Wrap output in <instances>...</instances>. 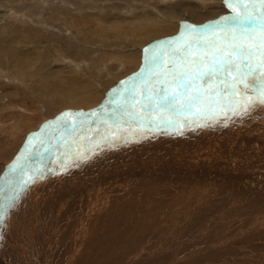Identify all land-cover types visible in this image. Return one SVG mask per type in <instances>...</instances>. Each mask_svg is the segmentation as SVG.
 <instances>
[{
    "label": "rangeland",
    "instance_id": "1",
    "mask_svg": "<svg viewBox=\"0 0 264 264\" xmlns=\"http://www.w3.org/2000/svg\"><path fill=\"white\" fill-rule=\"evenodd\" d=\"M192 5L195 6L194 9L208 12L210 11L209 6L217 7L223 5V2L222 0H0V125L3 126L2 128L0 127V171L3 169V166L8 165L13 157H15L20 147L24 144L29 132L37 130V127L41 124L54 119L57 113L65 112L69 108H74L73 110L87 109L96 102V97L99 95L98 100L100 101L106 94L108 97L110 96L109 101L114 100L117 103L122 101L124 89L127 85L124 84L118 90H112L111 92H109V88L114 83L116 84L123 79L124 75L135 73L138 69L132 70V73L127 71L128 73L125 74L124 70H128L131 67V63H127L124 66L123 60L128 58L135 59L140 56L139 58L142 61L141 67L138 70L140 71L144 64L143 50L146 47L152 46L155 41H163V38L177 36L186 24H194L189 17L188 10L184 9ZM170 11L173 12L174 17L169 18L172 19L170 20L172 23L168 21L167 24L172 25V27L160 34L158 33L155 37L153 33L157 31L156 28L162 29L165 27L163 20ZM190 11L192 10L190 9ZM222 15L225 14H219L218 16ZM143 16L155 19L145 21L136 29V31L139 30L138 32L142 33L140 38L138 35V40L142 39L145 42L151 36L155 38L149 39L147 43L145 42L142 45L134 39L136 38L133 36L135 31L133 32L134 29L131 23L144 20ZM218 16L215 17L216 19L206 20L201 25L217 20ZM96 60L98 61L96 62ZM19 68H22L21 73ZM121 75L123 76L119 77ZM110 76L112 80L114 79L112 85L110 83ZM116 77H119L118 80ZM44 87H53L62 94L72 92L76 98L73 101L64 99L59 92L54 96L48 95V91L45 94ZM65 87L69 89L66 90ZM91 90H93L92 94ZM48 106H51V111L47 110ZM23 107H26V109L23 110ZM23 113L24 115H21ZM106 113V111L103 112V115L100 113L102 115L101 120H94L95 122L86 120L82 121V124L78 123L76 126L68 124L58 131L53 129L51 132L43 133L44 135H41V133L42 137L35 140L30 147L32 149L30 153L31 158L29 157L26 160L27 162L21 164L23 166L18 168L17 174L14 177L13 172H8L6 182L0 193V199L3 200H0V206L3 207H0L2 209L0 211L5 213L4 221L0 220V264H3L1 260H4L6 251L12 247L11 244L16 245L22 240L18 228L21 226L19 224L22 221L23 214H25L24 208L26 203H28V199H31V214L36 213L32 215L33 220L36 219L34 221L38 222L45 232L48 231L49 235H43L47 238L45 241L40 240V243L47 242L41 248L42 253H44L42 258H36L35 255L39 254L40 251L37 250V246L39 245L34 244L35 247L31 246L29 248L31 252L18 255L15 258L14 261H18L15 264L21 263L22 260V264H29V261L31 264H44L43 262L47 264L51 261L52 257L56 258L55 260L53 259L56 261L54 264L61 263L62 260L60 261L59 259L62 257H57V253L64 251L68 247L66 242L68 237H72L66 218L69 211L68 206L72 205V200L68 201L69 203L64 202L62 205L51 203L46 205L51 199L59 195L57 184H54L55 179H53L55 177L60 178L57 174L62 172L71 174L79 166L83 167L87 165L86 169L98 166L92 163H95L98 159L100 162L110 159L123 151L124 153L131 151L132 148L128 149L127 147L131 143L138 145L141 149H150V147L151 149H155L164 145L170 146L171 144L168 140L173 141L175 139H182V137L191 138L190 141L193 146L197 143L192 140L198 141V138H202L201 141H198L200 144L197 145H199L202 154L209 157L207 162L217 163L219 155L230 156L224 161L227 163V169H223L221 166L224 163L218 162L217 166L214 163L211 166L205 165L207 166L205 168L207 171L200 166H196V168L199 167L200 169L198 172L193 171L195 173L192 178L187 176L180 177V175L175 178L171 175L167 176L169 179L163 177V180L161 179L163 181L162 192H159V194L153 192L154 198L158 196L159 199L161 198L166 202L165 204L160 199L162 208L158 210L154 207L156 201H152L151 197L147 200L142 199L145 197L143 192L139 190L142 183L136 184L134 187V184H130L118 195L108 193V198L113 202V205H125V202L128 200L126 195L129 190L131 195H133V201H144L140 203V207L137 209L139 211L141 209V211H149L146 215H142V219L140 218L141 221H143V218L145 221L146 217L150 221L149 230H146L148 231V235L157 228L159 221H162L160 222V226H166L165 232L162 230L157 234L152 233L151 238L149 237L150 240H146V242L148 241L146 243L148 250L151 252L148 250L145 253L142 252L143 257L141 255V258L132 264H264V236L262 237L258 234L259 232L261 234L264 233V119H262L264 118V105L252 108V115H249V117H243V114L236 115L237 118L241 116L239 119L236 118V120H240L241 122H239L241 124L238 127L239 129L237 127L234 128L233 124H224L222 119L218 120V117L216 120L210 119L212 124L216 122L213 128L205 126L208 119H200L198 123L195 122L197 125L194 127V119L192 118L182 121L181 125L177 127H158L160 130H157L156 126L152 127V125L141 129L139 125L128 123L127 125L124 124L123 128L127 130L130 128L129 130H131L133 127V133H127L126 130L125 133H120L119 138L111 143L109 142L112 139L111 136H109L108 140L99 138L104 135L105 125L103 122L107 121L111 125L113 121L120 119L121 113L118 107L112 108ZM20 116H23V119L26 116V119L23 120ZM9 127L12 128V132H8V134L6 132L2 133L4 128ZM182 130H185V133ZM67 131H71V134L67 133ZM225 131H227V135ZM172 133H178L179 135H172ZM123 136H127L128 138L126 137L125 139ZM4 139L8 140L9 145H7ZM143 139L144 141L142 142ZM220 139L222 142L227 140L228 145L220 142ZM36 142L40 145L36 144ZM187 142H189L188 139ZM153 143H157L156 147ZM34 152L35 154L37 152V157ZM92 156H94V160L96 159L95 161L90 159ZM235 156L240 161H237L239 163L237 166L241 167L233 171L231 162L233 163ZM244 164L248 166L243 168ZM43 165L45 168H42ZM36 167L37 169H35ZM40 167L41 169H39ZM33 168L35 171H33ZM55 168L60 173L55 174L57 172ZM208 168H211L210 171H208ZM204 171L206 172L202 175ZM31 172L33 173L31 174ZM18 174L21 176H18ZM230 174L232 177H230ZM17 176L18 178H16ZM29 176L32 179L27 184L20 185V181L28 179ZM43 177L46 179L44 180ZM137 180H140V177ZM243 180L247 183L241 182ZM226 181H229V184ZM65 186L69 187L68 185ZM26 187H28V190ZM19 188H22V191ZM149 201L155 202L151 204ZM138 202L135 203L137 204ZM109 203L104 204L106 206L98 212L99 215L105 211L113 210V207ZM78 204L77 202L76 205L78 206ZM145 205H148V207ZM58 207L59 209H57ZM41 208L45 211V215L42 218L40 217V213H37ZM169 208L170 210L168 211ZM163 210L167 211L163 212ZM15 213L18 214L17 218L12 219ZM199 214H203V216L201 215L202 220H198L201 219ZM51 221L52 223L54 222L53 226L50 225ZM251 222H254L258 229L250 227ZM59 223L63 226H60ZM139 224L140 222H137V224L134 222V233H127L129 237L133 236L134 238L136 235L135 230L138 231L140 229ZM146 231L144 230L145 233ZM61 232L65 233L64 236ZM143 234V231H141L139 236ZM14 236L17 237L15 240ZM244 236H249V239L251 238L250 241L247 238L243 240ZM61 238H65V241H60ZM50 240L51 242H48ZM46 244L48 245L47 249ZM53 250V255L48 257ZM127 250L126 246H121L120 252L121 254L123 252L128 253ZM44 251H47V253L45 254ZM173 258L176 259L173 261ZM49 263L53 264V261Z\"/></svg>",
    "mask_w": 264,
    "mask_h": 264
},
{
    "label": "bare ground",
    "instance_id": "2",
    "mask_svg": "<svg viewBox=\"0 0 264 264\" xmlns=\"http://www.w3.org/2000/svg\"><path fill=\"white\" fill-rule=\"evenodd\" d=\"M167 1V0H164ZM174 2V1H173ZM183 2V1H182ZM178 3V2H177ZM218 3V2H217ZM219 4V3H218ZM192 5L191 7H186L184 9L188 10L189 13V17L192 19V23L191 25H201L204 22H206V20L208 19H212L217 17L219 14H227L228 13V9L223 5L214 7V6H209L210 7V11L206 12L203 11L201 9H194L195 6ZM190 9L192 11H190ZM205 9V8H204ZM209 9V8H207ZM206 9V10H207ZM186 11V10H185ZM172 11L168 12L166 14V18L163 20L165 22V27L164 28H156L157 31H155L153 33V35H157L158 33L160 34L161 32L165 31V30H169L170 27H172V25H168L167 22L172 19L169 18H173V12ZM181 16V15H180ZM144 20L142 21H134L131 23L133 30V36H135L137 43L139 44H144L145 42L147 43V41L151 38H155L153 36H151V38H149L148 40H146L145 42L141 39L140 41L138 40V35L140 38V35L142 33H139L138 31H136V29L138 27H140L145 21L148 20H154L155 18H146V16H143ZM168 17V18H167ZM179 17V16H178ZM219 17V16H218ZM146 18V19H145ZM180 18V17H179ZM216 19V18H215ZM175 21V20H174ZM156 22V21H155ZM190 22V21H189ZM160 23V22H159ZM163 23V22H162ZM176 23V22H175ZM130 25V26H131ZM146 26V25H145ZM150 26H152V24H150ZM163 26V25H162ZM156 27V26H155ZM161 27V26H160ZM172 30V29H171ZM145 31V30H144ZM143 31V33H144ZM148 31V30H147ZM151 31V30H150ZM180 33V32H179ZM178 33V34H179ZM159 37V36H158ZM176 37V36H174ZM168 38V37H166ZM166 38H163V40H166ZM155 41L152 45L156 44ZM141 51V50H140ZM1 52V51H0ZM137 53V52H136ZM130 56V55H129ZM140 56H138V58L135 59H124L123 60V65L125 66L127 63L130 64L131 63V67L128 70H124V73L127 74L128 72L132 73V70L137 69V72L132 73L130 75H121L119 77H124L123 79H121L120 81H118L116 84L114 83L112 85V82L114 81V79L112 80L111 76H110V83H111V87L109 88V92H111L112 90H118L120 87H122L121 82L125 81L126 85L128 83H131V81L129 80V78H132L133 80H135V74L140 73V71H138L141 67L142 61L139 58ZM116 58V57H115ZM13 59V58H12ZM19 59V58H18ZM26 59V58H25ZM121 60V58H119ZM20 60V59H19ZM24 60V59H23ZM27 60V59H26ZM17 61V60H16ZM15 61V63H16ZM21 61V60H20ZM98 60H96L97 62ZM12 62V61H11ZM95 62V61H94ZM29 63V62H28ZM93 63V62H92ZM100 63V61H99ZM31 65V64H30ZM29 65V67H31ZM93 65V64H92ZM13 66V65H12ZM15 66V65H14ZM23 66V65H21ZM20 66V67H21ZM88 66V65H87ZM120 66V65H119ZM11 67V65H10ZM120 68V67H119ZM122 68V67H121ZM20 69V70H19ZM18 70L21 73L22 68H19ZM110 69V68H109ZM128 71V72H127ZM10 73V72H9ZM24 73V71H23ZM35 74V73H34ZM33 75V74H32ZM93 75V74H92ZM20 76V75H19ZM116 76V75H115ZM21 77V76H20ZM118 77V78H119ZM31 78V77H30ZM40 78V77H39ZM117 78V77H116ZM117 78V80H118ZM45 84V83H44ZM65 89H69L68 87H65ZM73 90V89H71ZM49 92L48 95H52L54 96L55 94H57L59 91H57L55 88L53 87H44V93L45 92ZM75 91V90H73ZM78 91V90H77ZM91 94L93 92V90L90 91ZM61 93V92H59ZM46 94V93H45ZM61 95L64 97V99L67 100H74L76 97L72 92H65V93H61ZM100 96V95H99ZM99 96L96 97V102L93 103L92 106H90V111L87 112V109H82L87 113H83V115L80 116H76L74 114L73 119H76L77 121H94V120H98L102 118L103 112H109L112 108H117L118 107V103L114 100L109 101V97L106 94L105 97L100 101ZM120 96V95H119ZM57 97V96H56ZM53 99V97H51ZM56 99V98H55ZM98 100V101H97ZM120 100V97H119ZM82 103V102H81ZM88 105V104H87ZM107 105H111V106H107ZM93 107V108H92ZM99 108V109H98ZM23 110L26 109V107L22 108ZM74 108H69L67 111L62 112V114L64 113H69L72 114L73 111H77V110H73ZM98 109V110H97ZM259 109V107H258ZM47 110L51 111V106H48ZM73 110V111H72ZM255 110V109H254ZM30 111V110H29ZM256 111V110H255ZM263 111V109H262ZM253 112V111H252ZM92 113H95V115H91ZM102 113V115L100 114ZM106 113V114H107ZM32 114V113H31ZM99 114V115H98ZM257 114V113H256ZM21 115H24L21 114ZM101 115V116H100ZM242 115V114H241ZM249 115L251 114V110L245 115L243 114V117H249ZM262 115V114H261ZM29 116V115H28ZM87 116H90L89 118H86ZM239 116V115H238ZM260 116V115H259ZM56 117V116H55ZM245 117V118H246ZM20 118L23 119V116ZM26 119V116L24 117ZM237 116L236 115H232L231 113H228L227 115L225 114H220L218 116V120L222 119L224 124H233L234 128H238L241 126V124H239L240 120H236ZM241 118V116L239 117ZM237 118V119H239ZM23 119V120H25ZM217 119V118H216ZM213 119V120H216ZM264 119V118H262ZM57 120V121H56ZM49 120L43 124H41L39 127H37V130L32 131L31 133L29 132V134L26 136L25 142L24 144L20 147L19 151L17 152V154L15 155V157H13L12 161L8 164L3 166V169L0 171V177H4L3 179H0V193H1V189L3 188L5 182H6V177L8 176V172L12 173L13 169L12 166L15 163L16 165H19V167L23 166L21 165L23 162H27L26 160L31 156L30 153L32 152V149H30L28 147L29 142H34L35 140H37V136H38V132L40 131L41 127L44 126V129L42 131V134H46V132H51L53 129H55L56 131L60 130L63 126H61L63 123L68 122V119L66 117H61L59 120ZM200 119H194V123L196 127V123H198ZM206 120V119H205ZM243 120V119H241ZM244 121V120H243ZM252 121V120H251ZM95 122V121H94ZM213 122V121H212ZM249 122V121H248ZM261 122V121H260ZM215 123L212 124L211 120L208 119L207 124L205 126H210V127H215ZM241 123V122H240ZM262 123V122H261ZM70 126H72V123H68ZM68 124H65V126H67ZM93 124V123H92ZM223 124V123H222ZM64 125V124H63ZM127 125V124H126ZM132 125V123H131ZM251 125V124H249ZM255 125V124H254ZM253 125V126H254ZM245 126V125H244ZM0 127L2 128L3 126L0 125ZM84 127V126H83ZM97 127V126H96ZM135 127V126H134ZM150 127V126H149ZM153 127V126H152ZM161 127V126H160ZM177 127V126H176ZM248 127V125H247ZM64 128V127H63ZM187 128V127H186ZM205 128V127H204ZM251 129V127H249ZM105 129V128H104ZM130 128H128L127 133H133L132 129H134L132 127L131 130H129ZM159 128L157 127V130ZM169 129V128H168ZM196 129V128H195ZM219 129V128H218ZM233 129V128H232ZM239 129V128H238ZM244 129V128H243ZM4 132H6V134H8V132H12V128H4L3 129ZM137 130V129H136ZM155 130V129H154ZM160 130V129H159ZM161 130H163L161 128ZM193 130V129H192ZM191 130V131H192ZM226 130V129H225ZM84 131V130H83ZM135 131V130H134ZM172 131V130H171ZM185 133V130H182ZM206 131V130H205ZM208 131V130H207ZM237 131V129H236ZM239 131V130H238ZM241 131V129H240ZM73 132V131H72ZM136 132V131H135ZM134 132V134H135ZM175 132V131H174ZM212 132V131H211ZM224 132V131H222ZM67 133L71 134V131H67ZM125 133V131H124ZM126 133V134H127ZM141 133V132H140ZM155 133V132H154ZM180 133V131H179ZM199 133V132H198ZM226 135H227V131H225ZM13 134V133H12ZM69 134V135H70ZM142 134V133H141ZM144 134V133H143ZM193 134V133H192ZM191 134V135H192ZM40 135V136H41ZM57 135V134H56ZM125 135V134H124ZM132 135V134H131ZM140 135V134H139ZM146 135V134H145ZM156 135H158L156 133ZM167 135V134H166ZM172 135H179L178 133H172ZM171 135V136H172ZM181 135V134H180ZM209 135V134H208ZM235 135V134H234ZM133 136V135H132ZM142 136V135H140ZM170 136V137H171ZM194 136V134H193ZM64 137V136H63ZM103 137V135H102ZM101 136L99 138H102ZM124 137V136H123ZM127 137V136H126ZM126 137H124L126 139ZM137 137V136H136ZM143 137V136H142ZM154 137V136H153ZM157 137V136H156ZM169 137V138H170ZM175 137V136H174ZM173 137V138H174ZM186 137V136H185ZM218 137V136H217ZM255 137V136H254ZM71 138V137H70ZM85 138V137H84ZM94 138V137H93ZM128 138V137H127ZM139 138V137H138ZM151 138V137H150ZM166 138V139H169ZM242 138V137H241ZM88 139V138H87ZM131 139V138H130ZM175 139V138H174ZM187 139L189 140V142H187ZM191 138L187 137V138H183L182 139H175L173 141H169L168 142L171 144L170 146H159L158 148L155 149H150L148 148H144V146L141 144V146H143V148L145 149H141L140 147H138V145H133V143L129 144L127 147L128 149L132 148L131 151L124 153V151L118 155H115L114 157L110 158V159H105L104 161H96L95 163L93 162L92 164L94 165H98V166H94V167H90L89 169H86V166L83 167H78L76 169L73 170V172L71 174L68 173H60V171H57L56 168L55 170L57 172H55V174H57L60 176V178H53L54 180V184H57V191L59 193V195H57L55 198L51 199L46 205L51 204H56V205H62L64 204V202H68L70 200H72V205L68 206L69 207V211L67 213V220L69 223L68 226H66V224H64L66 227H68V229H71V234L72 237H68L67 240V244L68 247L60 252L57 253V257L59 256L61 259H59L61 261L60 264H132L134 261L139 260L141 258L142 252L145 253L146 250H148V247L146 245V243H148V241L146 242L147 239H149V237L151 236L152 233L157 234L158 232L164 230H166V226H160V222L159 221V225L157 226V228L150 234L148 235V231L149 230L148 227L150 226V221L148 220V218L145 217V221L143 218V221L140 220V218L142 219V215H146L149 211L145 212V211H139L137 208L140 207V203L142 202H138V201H133V195H131L130 190L129 192H127L126 197L128 198L127 202H125V205H113V202L109 200L108 198V193H112V194H119L122 191L125 190V188L130 185V184H134V186H136V184H140L142 183L141 189L139 187V190H141L144 194L145 197H143V200H147L150 199L153 201L155 200L156 203L154 204V207L156 208V210H158L159 208H162V204L160 202V199L158 196H155L156 198H154L153 192H156V194L159 192H162V187L163 184L161 181V179L163 180V177L167 178V176H172L173 178H175L176 176L180 177H193V174L195 172L199 171V167L196 168V166H200L201 168H204V170H206L205 168L207 166H211L212 163L214 162H207L208 160V156H204V154H202V152L199 149V145L200 144L198 141H201L202 138H198L197 140H192V141H196V145L193 146L192 142L190 141ZM195 139V138H192ZM218 139V138H217ZM215 139V140H217ZM8 144V140L4 139ZM61 140V139H60ZM132 140V139H131ZM39 141V140H38ZM63 141V140H62ZM99 141V140H98ZM119 141V140H118ZM129 141V140H128ZM144 141V139L142 140V142ZM156 141V140H155ZM206 141V140H205ZM218 141V140H217ZM237 141V140H236ZM73 142V139H72ZM89 142V141H88ZM116 142V141H115ZM163 142V141H162ZM220 142H222V140L220 139ZM219 142V143H220ZM244 142V141H243ZM38 142H36L37 144ZM68 143V142H67ZM147 143V142H146ZM218 143V142H216ZM225 145H228V141H223L222 142ZM235 143V142H234ZM39 144V143H38ZM55 144V143H54ZM117 144V142H116ZM145 144V143H144ZM154 144V143H153ZM157 144V143H156ZM154 144V146L156 145ZM205 144V143H204ZM240 144V143H239ZM245 145V143H243ZM40 145V144H39ZM44 145V144H43ZM49 145V144H48ZM74 145V144H73ZM101 145V144H100ZM133 145V147H132ZM148 145L150 146V144L148 143ZM186 145V146H185ZM189 145V146H188ZM242 145V143H241ZM247 145V144H246ZM42 146V145H41ZM40 146V147H41ZM47 146V145H46ZM59 146V145H58ZM188 146V147H187ZM202 146V145H201ZM207 146V145H206ZM217 146V145H216ZM223 146V145H222ZM238 146V145H237ZM255 146V145H254ZM49 147V146H48ZM61 147V146H60ZM59 147V148H60ZM103 147V146H102ZM146 147V144H145ZM156 147V146H155ZM204 147V146H203ZM28 148L30 149V151H28ZM107 148V147H106ZM120 148V147H119ZM118 148V149H119ZM223 148V147H222ZM35 149H37L35 147ZM41 149V148H40ZM49 149V148H48ZM62 149V148H61ZM64 149V148H63ZM108 149V148H107ZM203 149V148H202ZM213 149V148H212ZM237 149V148H236ZM85 150V149H84ZM110 150V149H108ZM107 150V151H108ZM115 150V149H114ZM225 150V149H224ZM7 151V150H6ZM5 151V152H6ZM10 151V150H9ZM33 151H35L33 149ZM37 151V150H36ZM38 151H42V150H38ZM63 151V150H62ZM86 151V150H85ZM128 151V150H127ZM218 151V150H217ZM222 151V150H221ZM121 152V151H120ZM12 153V152H9ZM40 153V152H39ZM90 153V152H88ZM213 153V152H211ZM239 153V152H238ZM35 154V152H34ZM37 154V152H36ZM35 154V156H36ZM60 154V153H59ZM58 154V155H59ZM84 154V153H83ZM87 154V153H86ZM85 154V155H86ZM94 154V153H93ZM98 154V153H97ZM115 154V153H114ZM216 154V153H215ZM236 154V153H235ZM40 155V154H39ZM38 155V156H39ZM45 155V154H44ZM57 155V156H58ZM238 155V154H237ZM33 156V155H32ZM33 156V157H35ZM101 156V155H100ZM214 156V155H213ZM37 157V156H36ZM42 157V154H41ZM50 157V156H49ZM53 157V156H51ZM62 157V156H61ZM94 156H92L90 159L92 161H95ZM217 157V156H216ZM230 156L228 155H219V159L216 161L217 163H214L216 166L219 163H224L221 166L223 167V169H227V163H225L224 161L227 160V158H229ZM31 158V157H30ZM48 158V157H47ZM55 158V157H54ZM96 158V157H95ZM37 159V158H36ZM42 159V158H41ZM63 159V157H62ZM79 160V158H77ZM104 159V158H103ZM216 159V158H215ZM81 160V159H80ZM86 160V159H85ZM236 160V161H235ZM241 160V159H240ZM57 161V160H55ZM68 161V160H67ZM91 161V162H92ZM213 161V160H212ZM215 161V160H214ZM239 161V159L237 158V156L234 157L233 163L232 164V170L234 171L235 169L240 168L241 166H237L239 163L237 162ZM43 162V161H42ZM70 162V161H69ZM83 162V161H82ZM240 162V161H239ZM242 162V161H241ZM58 163V162H57ZM45 164V163H44ZM84 164V163H83ZM90 164V163H89ZM60 165V164H59ZM85 165V164H84ZM207 165V166H205ZM34 166V165H33ZM40 166V165H38ZM46 166V165H45ZM62 166V165H61ZM248 165L244 164L243 168L247 167ZM18 167V168H19ZM29 167V166H28ZM57 167V166H56ZM60 167V166H59ZM221 167V168H222ZM252 167V166H250ZM257 167V166H256ZM259 167V166H258ZM18 168L16 169L15 173L13 174V177L17 174ZM42 168H45L44 165ZM64 168V167H63ZM73 168V167H72ZM231 168V167H230ZM30 169V168H29ZM37 169V167L35 168ZM41 169V167L39 168ZM210 171L211 168H208ZM31 170V169H30ZM195 170V172L193 173V171ZM197 170V171H196ZM251 170V169H250ZM33 171L34 168H33ZM44 171V170H42ZM64 171V170H62ZM70 171V170H68ZM207 171V170H206ZM202 172V175H204V173L206 172ZM224 171V170H223ZM222 171V172H223ZM230 171V170H229ZM244 171V169H243ZM38 172V171H37ZM48 172V171H47ZM214 172V171H212ZM217 172V171H216ZM232 172V171H231ZM238 172V171H237ZM245 172V171H244ZM253 172V171H252ZM21 173V172H20ZM23 173V172H22ZM26 173V172H25ZM33 172H31L32 174ZM221 173V172H220ZM4 174V176H3ZM45 174V173H43ZM47 174V173H46ZM54 174V173H53ZM52 174V175H53ZM200 174V172H199ZM226 174V173H225ZM228 174V173H227ZM207 175V174H206ZM212 175V174H211ZM231 175V174H230ZM11 176V175H10ZM9 176V177H10ZM18 176H21L20 174H18ZM18 176L16 178H18ZM43 176V175H42ZM42 176H40L42 178ZM45 176V175H44ZM51 176V175H50ZM225 176V175H224ZM30 177V176H29ZM38 177V176H37ZM138 177H140V180H137ZM202 177V176H201ZM232 177V175L230 176ZM229 177V178H230ZM12 178V177H11ZM223 178V177H222ZM20 179V177H19ZM37 179V178H36ZM35 179V180H36ZM44 179V177H43ZM46 179V178H45ZM44 179V180H45ZM52 179V178H51ZM169 179V178H167ZM172 179V178H171ZM239 179V178H238ZM16 180V179H15ZM18 180V179H17ZM34 180V181H35ZM166 180V179H165ZM164 180V181H165ZM192 180V179H191ZM190 180V181H191ZM43 181V180H42ZM58 181V182H56ZM161 181V182H160ZM36 182V181H35ZM227 182V181H226ZM229 182V181H228ZM227 182V183H228ZM240 182V181H239ZM244 182L245 184L247 183L246 181H241ZM50 183V182H49ZM48 183V184H49ZM17 184V183H16ZM19 184V183H18ZM59 184V185H58ZM229 184V183H228ZM21 185V184H20ZM65 185H68L69 187H66ZM227 185V184H226ZM23 186V185H22ZM50 186V185H49ZM167 186V185H166ZM231 186V185H230ZM233 186V185H232ZM235 186V185H234ZM29 187V186H28ZM26 187V189L28 188ZM52 187V186H51ZM14 188V187H13ZM17 188V187H16ZM15 188V190H16ZM46 188V187H45ZM130 188V187H129ZM12 189V188H11ZM20 189V188H19ZM22 189V188H21ZM20 189V190H21ZM25 189V186H24ZM128 189V188H127ZM8 190V189H7ZM19 190V191H20ZM28 190V189H27ZM50 190V189H49ZM9 191V190H8ZM12 191V190H11ZM14 191V190H13ZM17 191V190H16ZM22 191V190H21ZM20 191V192H21ZM47 191V189H46ZM133 191V188H132ZM45 192V191H44ZM10 193V192H9ZM12 193V192H11ZM17 193V192H16ZM32 193V192H31ZM135 193V192H133ZM141 193V192H140ZM237 193V192H236ZM111 194V195H112ZM123 194V193H122ZM162 194V193H161ZM19 195V194H18ZM140 195V194H139ZM234 195V194H232ZM14 196V195H13ZM21 196V195H20ZM23 196V195H22ZM135 196V195H134ZM142 196V195H141ZM237 196V195H236ZM181 197V196H180ZM136 198V197H135ZM141 199V200H142ZM2 200V199H0ZM162 200V199H161ZM3 201V200H2ZM28 201V203H26ZM25 203V214H23L22 216V221L19 225H21L18 230L19 231V235L21 237V242L17 243L16 245H12V247H10V250L6 251V255L4 260H1L3 262V264H15L14 261L15 258L18 255L21 254H25V253H29L31 251H29L31 246H34V244H37L39 246H37V250L40 251L39 254H36V258H42L44 256V253H42L41 248L43 245H45V243L47 242H43L40 243L41 241H45L47 238L44 237L43 235H49L47 232H45V230L42 228V226L39 225L38 222H35L34 219L32 218V215L36 214H31V209H32V205H31V199H28ZM110 201V203H109ZM154 201V202H155ZM5 202V201H4ZM79 203L78 206L76 205V203ZM135 202H138L137 204ZM150 202V201H149ZM148 202V203H149ZM154 202H150L151 204ZM162 202H164L166 204L165 201L162 200ZM1 203V201H0ZM22 203V202H21ZM69 203V202H68ZM110 204L113 207L112 211H105L103 212L101 215L98 214V212L104 208V204ZM174 203V202H173ZM12 204V203H11ZM261 204V203H260ZM164 205V204H163ZM171 206V204H169ZM51 206V205H50ZM53 206V205H52ZM146 206V205H145ZM167 206V205H166ZM177 206V205H176ZM175 206V207H176ZM7 207V205H6ZM55 207V206H53ZM57 207V206H56ZM60 207V206H59ZM59 207L57 209H59ZM148 207V205L146 206ZM153 207V205H152ZM151 207V208H152ZM169 207V206H168ZM195 207V206H194ZM3 208V207H2ZM28 208V210H27ZM142 208V206H141ZM171 208V207H170ZM170 208L168 209V211L170 210ZM13 209V208H12ZM52 209V207H51ZM56 209V208H55ZM150 209V207H149ZM165 209V207H164ZM173 209V207H172ZM171 209V210H172ZM2 210V209H0ZM7 210V209H6ZM16 210V209H15ZM180 210V209H179ZM8 211V210H7ZM48 211V210H47ZM154 211V210H153ZM167 211V210H163ZM174 211V210H173ZM186 211V210H185ZM15 212V211H14ZM13 212V213H14ZM161 212V211H160ZM37 213H40V217H44L45 215V211L41 208L40 210L37 211ZM49 214V212H47ZM166 213V212H165ZM60 214V213H59ZM152 214V213H151ZM156 214V213H155ZM17 215L15 213L14 217L12 219L17 218ZM159 215V213H158ZM161 215V213H160ZM200 215V214H199ZM203 216V214H201ZM200 215V216H201ZM207 215V214H205ZM65 216V215H63ZM202 216L200 217L201 219L198 220H202ZM6 217V216H5ZM8 217V216H7ZM157 217V216H156ZM155 217V218H156ZM38 218V217H37ZM46 218V217H45ZM56 218V217H55ZM152 218V216H151ZM47 219V218H46ZM59 219V218H58ZM61 219V218H60ZM154 219V217H153ZM197 219V217H196ZM10 220V219H9ZM39 220V218H38ZM160 220V219H158ZM4 221V220H2ZM19 221H20V217H19ZM40 221V220H39ZM153 221V220H152ZM156 221V220H155ZM166 221V220H165ZM257 221V220H256ZM50 222V221H48ZM134 222H140L139 226L140 229L138 231L135 230V236L133 238V236H128L127 233H134L133 231V225ZM154 222V221H153ZM158 222V221H157ZM157 222H155V224H157ZM204 222V221H202ZM215 222V221H214ZM16 223V222H15ZM54 223V222H53ZM51 221V226H53L54 224ZM253 223V224H252ZM2 224V223H1ZM14 224V223H13ZM58 224V223H57ZM56 224V226H58ZM60 226L62 225L61 223H59ZM162 224V223H161ZM250 227H253L254 229L257 228L254 224V222L250 223ZM6 226V225H5ZM59 226V228H60ZM63 226V225H62ZM206 226V225H205ZM8 227V226H7ZM46 227V226H45ZM54 228V227H53ZM74 228V229H73ZM48 229V228H47ZM249 229V228H248ZM258 229V228H257ZM3 230V229H2ZM62 230V229H61ZM147 233V237L145 236V232ZM52 231V230H51ZM54 231V229H53ZM58 231V229H57ZM143 231V235L139 236L140 232ZM66 232V231H63ZM201 232V231H200ZM203 232V231H202ZM23 233V236H22ZM58 233V232H57ZM62 233V232H61ZM60 233V234H61ZM69 233V232H66ZM65 233H62V235L64 236ZM198 234V233H197ZM202 234V233H201ZM260 236H264V233L261 234V232L258 233ZM59 235V234H58ZM69 235V234H67ZM62 236V237H63ZM208 236V235H207ZM61 237V236H60ZM197 237V236H196ZM251 237V236H250ZM17 237L14 236V240ZM58 238V237H57ZM146 238V239H145ZM151 238V237H150ZM155 238V237H154ZM244 238L249 239V236H244ZM56 239V238H55ZM246 239V241H247ZM251 239V238H250ZM249 239V241H250ZM57 240V239H56ZM55 240V241H56ZM64 240L65 238L62 239L60 241ZM150 240V239H149ZM48 242H51L48 241ZM150 242V241H149ZM166 242V241H165ZM168 242V241H167ZM245 242V241H244ZM13 243V242H12ZM47 245V244H46ZM59 245V242H58ZM65 245V244H64ZM151 245V244H150ZM60 246V245H59ZM62 246V245H61ZM121 246H126L128 248V253L124 254L120 252ZM35 247V246H34ZM44 247V246H43ZM48 245L46 246L47 249ZM50 247V246H49ZM56 247V246H55ZM58 247V246H57ZM51 248V247H50ZM125 248V247H124ZM159 248V247H158ZM8 249V248H7ZM35 249V248H34ZM44 250V248H43ZM123 250V249H122ZM150 251V250H148ZM45 252V251H44ZM151 252V251H150ZM47 253V251L45 252V254ZM54 253V250L52 251L51 255H49L48 257L52 256ZM147 254V253H146ZM149 254V253H148ZM150 255V254H149ZM147 256V255H145ZM25 257V256H24ZM33 257V256H32ZM143 257V255H142ZM172 258V256H170ZM174 257V256H173ZM20 258V257H19ZM170 258V259H171ZM22 259V258H21ZM28 259V258H27ZM56 259L55 257L51 259L53 264L54 260ZM176 259V258H175ZM173 258V261L175 260ZM29 260V259H28ZM38 260V259H36ZM58 260V262H59ZM21 261V260H20ZM23 261V260H22ZM21 263L19 264H22ZM48 261V260H47ZM172 261V260H171ZM18 262V261H17ZM16 262V263H17ZM32 262V261H31ZM36 262V261H35ZM48 262V263H49ZM25 263V262H23ZM27 263V262H26ZM38 263V262H37ZM45 264V262H43ZM47 263V264H48ZM162 263V262H161ZM29 264L30 261H29ZM41 264V263H39ZM50 264V263H49ZM160 264V263H158Z\"/></svg>",
    "mask_w": 264,
    "mask_h": 264
},
{
    "label": "snow or ice",
    "instance_id": "3",
    "mask_svg": "<svg viewBox=\"0 0 264 264\" xmlns=\"http://www.w3.org/2000/svg\"><path fill=\"white\" fill-rule=\"evenodd\" d=\"M222 2L227 14L205 25L186 24L176 37L143 50L141 71L129 78L118 102L121 117L111 125L103 122V139H118L128 123L175 127L189 118L246 115L264 105V0ZM62 117L73 126L83 123L69 113ZM18 167L13 164V173Z\"/></svg>",
    "mask_w": 264,
    "mask_h": 264
},
{
    "label": "water",
    "instance_id": "4",
    "mask_svg": "<svg viewBox=\"0 0 264 264\" xmlns=\"http://www.w3.org/2000/svg\"><path fill=\"white\" fill-rule=\"evenodd\" d=\"M209 22H211V21H209ZM209 22H208V23H209ZM168 38H172V37H168ZM168 38H166V39H168ZM98 109H99V108H98ZM98 109H97V110H98ZM88 111H90V108H87V112H88ZM87 112H85V111L82 110V109H79V110H77V111H75V112L73 111V113H72L71 115L74 116V114H77V113H87ZM91 115H93V113H92ZM61 117H62V113L60 112V113H57L56 117H55L54 119H52V120H56V119L59 120ZM89 117H90V116H87L86 118H89ZM56 121H57V120H56ZM68 123H70V122H69V121H68V122H65V123H63L64 125L62 124L61 126L64 127L65 124H68ZM43 130H45V129H44V126L41 127L40 131L38 132V136L42 133ZM43 135H44V134H43ZM38 136L36 137L37 139L40 138V137H42V136H39V137H38ZM32 145H33V143H32V142H29L28 147L30 148ZM29 148H28V151H30ZM3 176H4V174H3ZM3 178H4V177H2V178L0 177V179H3Z\"/></svg>",
    "mask_w": 264,
    "mask_h": 264
}]
</instances>
